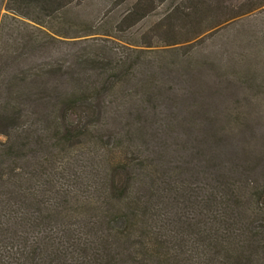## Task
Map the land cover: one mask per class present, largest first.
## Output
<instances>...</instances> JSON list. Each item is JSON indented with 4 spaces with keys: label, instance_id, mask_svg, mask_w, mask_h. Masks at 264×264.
Listing matches in <instances>:
<instances>
[{
    "label": "trees",
    "instance_id": "obj_1",
    "mask_svg": "<svg viewBox=\"0 0 264 264\" xmlns=\"http://www.w3.org/2000/svg\"><path fill=\"white\" fill-rule=\"evenodd\" d=\"M162 1L99 0L101 21L126 32ZM186 1L165 5L158 33L178 30ZM70 2L0 0V264H264V183L202 152L203 169L180 171L141 150L144 125L105 128L123 123L120 100L157 98L153 44L59 54Z\"/></svg>",
    "mask_w": 264,
    "mask_h": 264
},
{
    "label": "rangeland",
    "instance_id": "obj_2",
    "mask_svg": "<svg viewBox=\"0 0 264 264\" xmlns=\"http://www.w3.org/2000/svg\"><path fill=\"white\" fill-rule=\"evenodd\" d=\"M189 1L183 4L187 14L175 22L177 31L158 33L164 7L172 2L165 0L139 22L126 17L130 25L119 33L101 21L110 7L100 13L99 0H71L54 20L55 29L69 41L55 47L63 56L92 48L111 56L126 53L122 42L131 45L146 37L144 42L154 45L146 47V54L152 63L147 68L159 83L155 103L144 105L136 98L134 106L132 98L120 100L123 123L107 119L105 128L123 131L128 124L144 125L151 147L141 150H150V156L160 152L164 164L180 171L203 169L202 152L214 157L213 172L222 167L237 181L248 172L254 183H264V4L252 9L262 0L251 5L249 0ZM83 26L94 33L78 36ZM122 88L125 93L132 86Z\"/></svg>",
    "mask_w": 264,
    "mask_h": 264
}]
</instances>
